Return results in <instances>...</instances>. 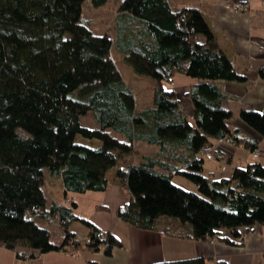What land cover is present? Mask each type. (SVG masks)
<instances>
[{
  "label": "trees",
  "instance_id": "16d2710c",
  "mask_svg": "<svg viewBox=\"0 0 264 264\" xmlns=\"http://www.w3.org/2000/svg\"><path fill=\"white\" fill-rule=\"evenodd\" d=\"M81 1L0 0V245L28 261L79 245L69 231L76 220L88 228L83 245L109 254L119 238L79 217L69 192L105 190V174L118 164L115 176L129 195L115 213L125 222L148 228L162 223L179 237L232 244L249 228L264 226L263 163L236 165L230 176L211 181L202 173L201 148L221 136L256 149L228 127L231 111L223 106L220 83L243 76L202 12L176 8L170 0H120L112 37L83 24ZM105 2L91 0L93 6ZM112 46L137 75L153 81L148 101L137 102ZM177 73L199 79L184 94L190 112L164 85ZM89 111L95 127L81 122ZM238 118L264 135V112L242 108ZM77 136L98 145L87 146ZM136 140L156 151L133 162ZM173 174L187 177L197 190L177 185ZM53 179L62 183L68 203L46 204L43 185ZM39 216L62 227L61 243L33 219ZM150 264H204V258Z\"/></svg>",
  "mask_w": 264,
  "mask_h": 264
},
{
  "label": "crops",
  "instance_id": "0c3cea01",
  "mask_svg": "<svg viewBox=\"0 0 264 264\" xmlns=\"http://www.w3.org/2000/svg\"><path fill=\"white\" fill-rule=\"evenodd\" d=\"M170 3L176 8H198L217 43L239 75L243 76L241 81L220 83L227 97L223 106L231 111L227 122L230 131H236L240 138L245 137L255 142V148L259 152V155L254 157L253 151L245 146L243 140L232 143L214 142L213 157L205 159L202 173L211 181L223 175L230 176L236 165L244 166L253 160L264 164V135H259L238 118L242 108L264 112V3L262 0H170ZM241 3H246L247 8L235 11L233 7ZM179 5L181 7H178ZM197 38L198 41H203L201 36ZM173 79L170 85L189 111L191 104L184 94L188 87L199 79L180 73L175 74ZM147 99L148 96L145 99L143 97L142 102ZM156 148L153 146V151H156ZM116 167L109 169L105 174L109 185L105 189L107 193L103 204H93L92 217L78 216L86 217L102 231H109L117 236L120 245L114 247L109 254H105L101 249L93 250L83 245L88 237V228L74 220L69 225V231L74 232L79 245H66L62 250L35 254L30 261L17 258L14 250L0 245V264H150L161 260L194 257L204 258V264H264V226L255 225L249 228L237 239V244H232L220 239L212 241L179 237L164 231L162 223L157 227L148 228L123 221L115 210L125 203L129 194L115 176ZM226 170H229L228 173ZM48 183L51 187L53 181ZM58 183L55 191H45L48 206L51 203L69 202L63 192L62 183ZM33 219L38 224L52 222L46 216ZM56 226L60 233L58 234L54 227V235L49 230L50 238L52 242L59 244L63 239V229L58 224Z\"/></svg>",
  "mask_w": 264,
  "mask_h": 264
},
{
  "label": "rangeland",
  "instance_id": "374dc122",
  "mask_svg": "<svg viewBox=\"0 0 264 264\" xmlns=\"http://www.w3.org/2000/svg\"><path fill=\"white\" fill-rule=\"evenodd\" d=\"M120 0H106V2L99 6H93L91 0H82L79 2L78 7H80V13L83 24H86L91 30L96 34H101L104 32H110L111 36L114 37L116 35V24L118 22V17H115ZM178 7H181L179 5ZM239 10V9H238ZM112 56L114 60H116V66L118 71L121 72L124 80L132 86L134 92L137 93L136 100L137 102H142L146 96L150 97L151 94V86L153 81L145 75H137L134 70L129 66V64L124 59V52L121 49H117L115 46H112ZM166 88H172L169 83H164ZM149 100V99H148ZM147 100V101H148ZM81 122L87 127H95V123L93 120V116L91 112H87L85 115L81 116ZM78 141L83 142L87 146H97L98 140H89L86 138H81L80 136L76 137ZM135 152L132 155L133 162H138L142 160L141 154L145 152H155L153 151V146H148L144 141L136 140L134 143ZM120 165V164H118ZM229 170L225 172L228 173ZM172 181L183 188L188 190H197L195 184L189 180L187 177H184L182 174H173L171 176ZM111 180V178H109ZM58 180L53 179V184L50 187V183L44 184L43 187L45 191L49 189H53L54 191L57 189ZM106 191H85L81 193L69 192V196L72 197V200L78 205L75 208V212L77 215H88L86 217H92V206L93 204H103V200L106 197ZM82 225L81 222H77ZM46 225L49 230L55 234L54 227L57 229V233L60 231L56 226L55 222H50L49 224H41ZM81 238V237H80ZM82 240V238H81Z\"/></svg>",
  "mask_w": 264,
  "mask_h": 264
},
{
  "label": "built area",
  "instance_id": "2783aa9c",
  "mask_svg": "<svg viewBox=\"0 0 264 264\" xmlns=\"http://www.w3.org/2000/svg\"><path fill=\"white\" fill-rule=\"evenodd\" d=\"M262 2L264 3V0H262ZM235 11H237L238 9H246L247 8V4L246 3H241V4H238L237 6H234L233 7ZM232 141V138L229 137V136H221V138H218L216 140L217 143H222V142H230L231 143ZM212 150H213V146L211 145H204L202 148H201V154H203V156L206 158V159H211L213 157V154H212ZM259 155V152L257 151V149H255V151H253V156H258Z\"/></svg>",
  "mask_w": 264,
  "mask_h": 264
}]
</instances>
